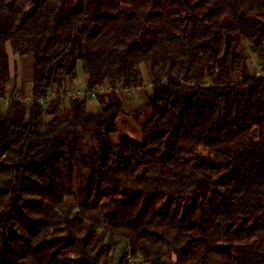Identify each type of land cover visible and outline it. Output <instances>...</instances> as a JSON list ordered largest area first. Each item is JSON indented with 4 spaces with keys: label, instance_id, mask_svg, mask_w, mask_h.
I'll return each mask as SVG.
<instances>
[{
    "label": "trees",
    "instance_id": "16d2710c",
    "mask_svg": "<svg viewBox=\"0 0 264 264\" xmlns=\"http://www.w3.org/2000/svg\"><path fill=\"white\" fill-rule=\"evenodd\" d=\"M9 48L36 76L0 108V264H264V0H0V99ZM79 62L97 110L41 105Z\"/></svg>",
    "mask_w": 264,
    "mask_h": 264
},
{
    "label": "rangeland",
    "instance_id": "374dc122",
    "mask_svg": "<svg viewBox=\"0 0 264 264\" xmlns=\"http://www.w3.org/2000/svg\"><path fill=\"white\" fill-rule=\"evenodd\" d=\"M238 52L246 55L248 67L251 73L260 72L257 67L256 59L250 51V44L244 38H241V44L239 46ZM12 64L13 67H16L18 73H16V76L8 85V96L6 98L0 99V108L2 109V112H6L8 110L11 98L9 95L14 88H18L20 91L16 96L20 95L22 98H27L30 96L32 83L36 76L34 57L32 54L22 57L15 55L14 63ZM82 68V62H79L77 79L72 84L71 88L87 91L88 81ZM146 88V93H151L152 88L150 86H147ZM144 90L145 89L142 88L135 93H129L130 95L128 93H124L126 105L124 108V113L118 120L119 132L113 136L115 142H119L123 137L131 138L136 141L142 140L141 126L143 123H146L152 115L151 109L147 104L146 97L143 94L145 93ZM88 102V106L91 110H96L99 107L98 99L88 100ZM81 179L78 178L77 181H80ZM68 202L72 204L76 203V201L72 198L68 199Z\"/></svg>",
    "mask_w": 264,
    "mask_h": 264
},
{
    "label": "built area",
    "instance_id": "2783aa9c",
    "mask_svg": "<svg viewBox=\"0 0 264 264\" xmlns=\"http://www.w3.org/2000/svg\"><path fill=\"white\" fill-rule=\"evenodd\" d=\"M142 88H132L129 90H125L126 93H135L136 91L141 90ZM103 93V90L100 88H95L91 91H82L81 89H73V88H63L60 90H54L49 92L46 96L38 99V102L43 105L47 106L51 104L54 100H57L59 98H70V99H75V98H87L88 100H94L97 99L98 94ZM130 95V94H129ZM15 99L17 101H20L24 104L31 105L34 102V99L30 95L27 98H22L20 95L15 96ZM128 263L129 264H146L143 263L140 259L133 258V256L129 255L128 256Z\"/></svg>",
    "mask_w": 264,
    "mask_h": 264
},
{
    "label": "crops",
    "instance_id": "0c3cea01",
    "mask_svg": "<svg viewBox=\"0 0 264 264\" xmlns=\"http://www.w3.org/2000/svg\"><path fill=\"white\" fill-rule=\"evenodd\" d=\"M9 56H10V67H11V76L14 78L16 76V73H18V71L16 70V67H13V64L14 63V54L13 52L11 51V49L9 48ZM32 88V87H31ZM31 91V90H30ZM144 95L146 94V91L145 93H143ZM97 110V109H96ZM95 110V111H96Z\"/></svg>",
    "mask_w": 264,
    "mask_h": 264
}]
</instances>
